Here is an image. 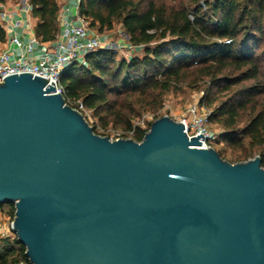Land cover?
Masks as SVG:
<instances>
[{"label":"water","instance_id":"water-1","mask_svg":"<svg viewBox=\"0 0 264 264\" xmlns=\"http://www.w3.org/2000/svg\"><path fill=\"white\" fill-rule=\"evenodd\" d=\"M181 122L141 142L94 133L53 82L0 83V206L30 264H264V168Z\"/></svg>","mask_w":264,"mask_h":264},{"label":"trees","instance_id":"trees-1","mask_svg":"<svg viewBox=\"0 0 264 264\" xmlns=\"http://www.w3.org/2000/svg\"><path fill=\"white\" fill-rule=\"evenodd\" d=\"M28 3L38 19L36 37L57 40L58 0ZM78 13L99 32L120 23L129 44L143 49L128 60L97 49L61 73L66 103L94 133L106 137L84 110L103 132L112 124L127 132L123 138L141 142L151 123L133 126L136 106H160L165 94L184 86L204 89L200 105L211 111L210 125L221 127L219 143L234 151L230 163L259 156L264 168V0H80ZM5 40L0 25V43ZM0 264H30L16 235L0 239Z\"/></svg>","mask_w":264,"mask_h":264},{"label":"built area","instance_id":"built-area-1","mask_svg":"<svg viewBox=\"0 0 264 264\" xmlns=\"http://www.w3.org/2000/svg\"><path fill=\"white\" fill-rule=\"evenodd\" d=\"M79 2L80 0L78 5ZM75 20L76 23L65 25L61 34L64 41L59 40L60 35L57 40L49 43L41 42L34 33L29 35L27 41L20 36L10 35L6 48L0 50V83L13 74L31 73L33 76L47 79L49 84L53 82L56 92L62 93L59 79L67 67L75 62L83 63L88 53L109 48L111 45L109 39L96 36L91 31L89 22L78 12ZM5 31L12 32V26H8ZM121 46L132 51L140 50L139 47L129 43ZM15 49L19 50L18 54ZM210 113L211 111L197 102L189 105L184 115L178 120L184 125L185 133L189 138L203 136V140H199L201 142L199 147L202 149H215V143H219L220 133L211 129ZM120 138L123 137L117 139ZM9 234L15 235L12 223L8 228L0 227L1 239L9 237Z\"/></svg>","mask_w":264,"mask_h":264},{"label":"rangeland","instance_id":"rangeland-1","mask_svg":"<svg viewBox=\"0 0 264 264\" xmlns=\"http://www.w3.org/2000/svg\"><path fill=\"white\" fill-rule=\"evenodd\" d=\"M165 1L169 2V0H165ZM90 29L98 37H100V35H105L109 38L111 45L109 48H106V49L116 52L117 60H120V59L128 60L131 57L143 55V49L132 51L130 49L123 48L121 46V45H127V43H129V37L124 32L120 23H115L112 30H106L104 32H99L97 28L90 27ZM204 93H205L204 89L194 90L192 88H188L184 86L181 90L172 91L170 93L165 94L162 97L160 106H157L152 109L144 108V107L139 108V106H136L137 116L133 119V126L135 127L140 126L144 128V127H147L149 123H152L156 119L161 118L163 116H169L173 118L174 120L178 121L184 115L189 105L193 103H197V102L200 103V101L202 100L204 96ZM205 109L210 111L206 107ZM84 114L89 119L93 120V122H95L96 126L98 127L99 131H101V133H105L106 137H108L110 140H115L118 137H123L124 135L127 134V132L124 129L116 128L112 124H110L107 130L103 132L104 130L101 124L97 121V119H92V112L88 110H84ZM211 129L219 133L222 131L221 127L217 124L211 125ZM214 148L215 150L222 151L223 156L225 157L226 161H229V162L231 161L232 154L234 151L229 149L224 143L223 144L215 143ZM10 205L11 204H4L0 206V227L1 228H8L14 219V217L10 216V213H9ZM12 236L13 235H10L9 237H12Z\"/></svg>","mask_w":264,"mask_h":264},{"label":"crops","instance_id":"crops-1","mask_svg":"<svg viewBox=\"0 0 264 264\" xmlns=\"http://www.w3.org/2000/svg\"><path fill=\"white\" fill-rule=\"evenodd\" d=\"M79 0H58L59 14L58 21L60 25V41H64L61 34L67 23H76L75 17L78 12ZM38 22L37 18L31 15V8L28 0H5L0 3V25L6 30L8 26H12V32H6V40L0 43V48L7 46V39L10 35L20 36L24 40H28L31 33L35 34V26ZM101 39H109L105 35H100ZM19 53V50H16Z\"/></svg>","mask_w":264,"mask_h":264}]
</instances>
